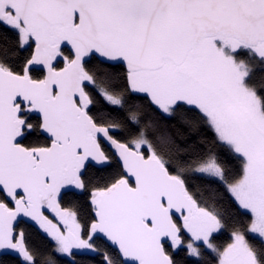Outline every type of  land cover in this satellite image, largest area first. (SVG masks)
<instances>
[{
  "label": "snow or ice",
  "instance_id": "6c2138e0",
  "mask_svg": "<svg viewBox=\"0 0 264 264\" xmlns=\"http://www.w3.org/2000/svg\"><path fill=\"white\" fill-rule=\"evenodd\" d=\"M0 264H264V0H0Z\"/></svg>",
  "mask_w": 264,
  "mask_h": 264
}]
</instances>
